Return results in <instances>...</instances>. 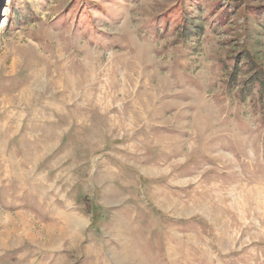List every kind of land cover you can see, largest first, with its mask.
Here are the masks:
<instances>
[{
	"label": "rangeland",
	"instance_id": "374dc122",
	"mask_svg": "<svg viewBox=\"0 0 264 264\" xmlns=\"http://www.w3.org/2000/svg\"><path fill=\"white\" fill-rule=\"evenodd\" d=\"M264 0H0V264H264Z\"/></svg>",
	"mask_w": 264,
	"mask_h": 264
},
{
	"label": "trees",
	"instance_id": "16d2710c",
	"mask_svg": "<svg viewBox=\"0 0 264 264\" xmlns=\"http://www.w3.org/2000/svg\"><path fill=\"white\" fill-rule=\"evenodd\" d=\"M261 74V71H253V73L250 74V78L248 79L250 82H257L260 86V91L264 90V77L259 76Z\"/></svg>",
	"mask_w": 264,
	"mask_h": 264
}]
</instances>
